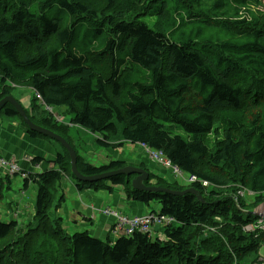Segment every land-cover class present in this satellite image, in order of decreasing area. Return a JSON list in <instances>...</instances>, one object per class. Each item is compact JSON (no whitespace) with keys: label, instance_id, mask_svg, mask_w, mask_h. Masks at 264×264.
<instances>
[{"label":"trees","instance_id":"1","mask_svg":"<svg viewBox=\"0 0 264 264\" xmlns=\"http://www.w3.org/2000/svg\"><path fill=\"white\" fill-rule=\"evenodd\" d=\"M260 0H0V99L11 89L32 90L30 120L68 141V127L45 113L35 96L70 123L99 134L111 148L125 141L161 152L186 175V183L149 172L146 185L184 190L173 195L132 187L135 175H114L78 188L121 185L127 198L159 202L172 216L165 239L134 231L101 239L88 231L67 234L54 216L52 186L71 171L63 147L52 166L27 173L36 183L34 219L0 220V264H249L260 263L258 235L242 227L264 201V9ZM256 6V8L254 7ZM142 18H146L143 20ZM17 101H19L17 99ZM17 117L11 104L0 111ZM122 124V137L117 123ZM175 127L185 137L173 134ZM66 135V136H65ZM85 175L118 169L122 159L95 166L81 160ZM12 176L0 173V201ZM155 180V182H151ZM246 189L252 193L239 195ZM244 196H248L244 198ZM8 206H11L8 204ZM213 206V207H212ZM52 209V210H51ZM35 221V222H34Z\"/></svg>","mask_w":264,"mask_h":264},{"label":"rangeland","instance_id":"2","mask_svg":"<svg viewBox=\"0 0 264 264\" xmlns=\"http://www.w3.org/2000/svg\"><path fill=\"white\" fill-rule=\"evenodd\" d=\"M256 8V6H254ZM257 7L262 8V11L264 9V0H260L257 4ZM143 20H146V18H142ZM12 95L17 98L20 103L26 108H30V101L33 96V92L30 88L25 86L20 87H14L11 89ZM41 109L47 113L51 114V110L48 109V107L40 102ZM62 107H55L53 108V111L60 114L63 117V122L68 127V133L66 135L72 137V144L77 151V153L80 155L81 160L84 162H89L95 166H100L107 164L111 160H115L117 158H122L125 160L127 165L137 166L139 163H144L154 174L160 175V176H172L174 177L175 174L172 172V167L167 166L163 164L158 157H161V155L158 153V157H155L153 155H150L149 151L140 144L131 143L128 141H125L122 146L111 148L109 146H105L103 144H100L98 142V139L100 138L99 134L92 133L82 127H79L72 122H70L71 114L62 115L63 112ZM0 119L2 120V125H7L8 115H6L4 112H0ZM15 119L19 121L17 117ZM59 122V121H58ZM21 123V122H20ZM60 123V122H59ZM117 123L118 128V136L119 138L122 137V124L120 122ZM62 124V123H60ZM27 132V130H26ZM173 134H179L183 137H185V132L175 127L172 131ZM65 135V136H66ZM27 136L33 139L35 142H32L30 144V148L27 146L21 147L20 145L16 144L15 148L17 149V153L20 154L22 151L27 152V154L33 155V156H42V155H48L49 153L54 156L55 151L61 152V144L56 141L53 138L50 139H42L39 137H32L28 132ZM35 138V139H34ZM40 140L39 142H37ZM31 148H34V151H31ZM152 150V149H151ZM29 157V156H27ZM20 167V166H19ZM21 168V167H20ZM22 169V168H21ZM67 172L66 175H64V178L61 180V182H56L52 186V194L54 195V201L53 204H57L56 201L59 200V198L62 196L63 200L58 201V210H56V213L54 216H59L62 219V227L64 228L65 232L67 234H73L77 231H85L89 230L88 232L92 236H98L100 238H104L103 235H100L97 233V230L93 226V221L98 220L100 214L108 215L112 210H114V205H119V211L121 214H124V216H129L132 214L134 207L129 204L127 199L123 196V187L120 190H117L118 188H113V190L110 192L107 187H102L96 191L94 189H80L78 188L77 184V178L75 179L70 175L71 171L69 169L65 170ZM0 173H4V170L0 168ZM35 174V173H33ZM23 177H28V174H25ZM79 181V180H78ZM151 182H155V180H152ZM23 178L19 174H15L11 178L10 184L4 187L3 189V198L0 201V220L3 222H8L10 220H15L14 218L19 217L18 212H22V215L20 217L23 218L24 224L25 222H32L34 219V204H35V198H36V189L37 184L34 182L30 183L27 188L24 187ZM110 183H107L109 185ZM82 190V191H81ZM117 191H120L119 194H117V198L113 199L112 194H116ZM95 196H99V198H102L104 200L102 205L101 211H91V214L88 215V213H85L82 211V214L86 215L84 217L88 218L86 221L87 224L85 227H81V217H77V211H81L80 204H84L85 202H91L94 200ZM12 197L13 199H11ZM248 196H244L246 198ZM13 200L12 205L13 209L12 212L16 215L12 216L11 213L7 214L6 209L8 204H10V201ZM140 203V202H137ZM7 205V206H6ZM146 211H157L159 209V202L155 199L150 201L148 205H144ZM260 204L258 205V207ZM52 210V209H51ZM71 212H74V215L72 216ZM32 216H31V215ZM5 215V217H2ZM256 216V215H255ZM19 217V218H20ZM76 219L74 221L73 219ZM257 218V216H256ZM20 223H23L20 219H18ZM91 221V222H90ZM35 222V221H34ZM251 222V221H250ZM113 223H116V220L113 221ZM25 225H22V227H25ZM113 225H111L109 231L112 229ZM87 228V229H85ZM159 229V230H156ZM261 233L264 232V230L260 229ZM153 231L157 233V235L161 236L160 232H164V228L160 226H154ZM160 233V234H159ZM117 233H115L116 235ZM258 255L264 256V244L260 246ZM261 264V263H259Z\"/></svg>","mask_w":264,"mask_h":264},{"label":"crops","instance_id":"3","mask_svg":"<svg viewBox=\"0 0 264 264\" xmlns=\"http://www.w3.org/2000/svg\"><path fill=\"white\" fill-rule=\"evenodd\" d=\"M10 117V119H8L7 121V125H2V120L0 119V158L4 157V158H14L15 161L17 162L18 166H20L22 169H24L27 172L30 173H40L42 172L44 169L49 168L50 166H52V164H48L45 160H42L40 162L37 163H33L32 162V158L33 155L27 154V152L22 151L20 154L17 153V149L15 148V145L18 144L21 147L27 146L28 148H30V144L32 142H35L33 139H31L30 137L27 136V132L25 127L18 122L15 117L13 116H8ZM20 121V120H19ZM35 139V138H34ZM40 140H38L37 142H39ZM31 151H34V148H31ZM56 152V151H55ZM29 156V157H27ZM44 157H52V155L49 153L48 155H42ZM127 165V164H126ZM113 188H118L117 190H120V188L122 189L121 186L119 185H112L111 189L109 188L108 190L111 192L113 190ZM90 190V189H88ZM82 191V190H81ZM96 191V190H94ZM120 191H117L116 194H112V198L116 199L117 198V194H119ZM123 196L125 197L124 193ZM11 199H13L12 197H10ZM126 198V197H125ZM127 199V198H126ZM127 201L129 202V204L131 206L134 207V210L132 212L131 215H140V214H144L146 211L145 206H143V203H137L139 201H134L132 199H127ZM13 200L10 201L11 206H7L6 209V213L7 214H12L11 218L13 216H16L13 212V205H12ZM104 200L102 198H99V196H95L94 200L91 202H85L83 201L84 204H80L81 206V211L78 210L77 211V217H81V227H85L87 224L86 221L88 220V218L84 217L86 215L82 214V211L85 213L91 214V211H99L100 208H102ZM119 205H114V208H116ZM96 212V211H95ZM18 216L20 217L22 215V212H18L17 213ZM72 216L74 215V212H71ZM31 215V214H30ZM32 216V215H31ZM2 217H5V215H3ZM17 217L14 218L16 220L20 219L22 222L23 218L22 217ZM77 218L73 219L74 221H76ZM114 219L110 216L107 215H103L100 214L99 219L94 220L93 221V226L95 227L97 230V233H99L100 235H103L104 237L106 236V234H108L110 236L111 239H115L113 236H111L108 233V230L110 229L111 225H114L113 223ZM91 222V221H90ZM87 229V228H85ZM159 230V229H156ZM89 231V230H88ZM161 238V236H160Z\"/></svg>","mask_w":264,"mask_h":264},{"label":"water","instance_id":"4","mask_svg":"<svg viewBox=\"0 0 264 264\" xmlns=\"http://www.w3.org/2000/svg\"><path fill=\"white\" fill-rule=\"evenodd\" d=\"M8 103L11 104L15 108L18 115L22 118L23 122L28 127V130H33L45 136L55 139L61 144V146H63L69 152L71 170L74 176L77 178V180L96 182L100 180H106L110 178L111 176L119 175V174H124L126 176L135 175L131 181L132 187L134 189H139V190H144V191H149V192H166V193L173 194V195H182V194L189 192L195 195L198 200L203 201L201 193H199L198 190L194 187H188L184 190H173L167 187H161V186H156V185H146L144 182L149 178V172L139 166L125 165L118 169L106 170L101 173L92 174V175H85L81 173L78 170L77 164H76L77 163L76 152L66 139H64L61 135L49 129H46L42 126H39L33 123L28 117L21 103L17 101V99L12 95H7L0 99V111Z\"/></svg>","mask_w":264,"mask_h":264},{"label":"built area","instance_id":"5","mask_svg":"<svg viewBox=\"0 0 264 264\" xmlns=\"http://www.w3.org/2000/svg\"><path fill=\"white\" fill-rule=\"evenodd\" d=\"M35 96L39 99V101H41V103L46 105L40 93L35 91ZM46 106L48 107V109H50L48 105ZM159 154L161 155V157L163 156L160 152ZM152 155L155 157H158V155L155 153H152ZM161 157H158L160 161H161ZM163 164L167 166H171L170 161L166 158H164ZM0 168L3 169L4 171H7V173L9 174H12L18 171V167L16 166V164L12 160H7L5 158H0ZM172 169L176 175L182 176L181 171L177 167L172 166ZM187 181L189 182L199 181L204 186L209 183L207 180L198 179L194 175H190L187 178ZM239 193H242V192L240 191ZM258 210H259V213L261 214V210H263V208L262 209L259 208ZM110 214L115 216L117 219L116 229L123 231L125 234H131L135 230H139L140 232L151 234L153 226L159 225L160 222H164L165 224H167L173 219V217L171 216L158 215L155 213H147L145 215L139 216L138 218L134 217L133 221L135 222L136 225H132V223L128 222V219L126 217L119 218L120 214H118L117 212L111 211ZM119 224H122L123 226H119ZM260 229L264 230V217L262 216H260L255 222L244 226V230L247 232L261 231Z\"/></svg>","mask_w":264,"mask_h":264},{"label":"bare ground","instance_id":"6","mask_svg":"<svg viewBox=\"0 0 264 264\" xmlns=\"http://www.w3.org/2000/svg\"><path fill=\"white\" fill-rule=\"evenodd\" d=\"M56 115H57L58 117H62V116H61L60 114H58V113H57ZM35 132H36V131H35ZM148 151H149L150 154H151V153H155V154H158V153H159V151H154V150H149V149H148ZM164 158H165V157H163V156L161 157V162H162V163L164 162ZM171 165L174 166L173 164H171ZM175 167H176V166H175ZM23 179H24V178H23ZM202 198H203V197H202ZM203 201H204V198H203ZM212 207H213V206H212ZM258 208L262 209L261 205H260ZM103 215H104V214H103ZM111 215H112V214H108L107 216H111ZM255 215L257 216V218L260 217V216L264 217V210H261V214H260V213H257V214H255ZM123 217H126V218L128 219V222L132 223V225H136L135 222L133 221V218H134V217H137V218H138L139 215H131V216H124V214H120V215H119V218H123ZM156 219H157V218H156ZM170 222H171V221H170ZM170 222L167 223V224H165L164 222H160L159 225H160V226H165V225L170 224ZM130 225H131V224H130ZM130 225H129V226H130ZM119 226H123V225H122V224H119ZM133 232H134V231H133ZM133 232H132V233H133ZM132 233H131V234H132ZM125 235H126V236H129L130 234H125ZM260 263H261V262H260ZM249 264H250V263H249ZM261 264H264V263H261Z\"/></svg>","mask_w":264,"mask_h":264}]
</instances>
